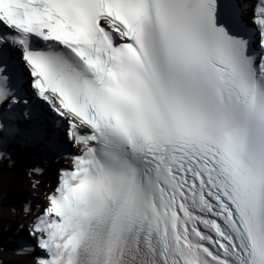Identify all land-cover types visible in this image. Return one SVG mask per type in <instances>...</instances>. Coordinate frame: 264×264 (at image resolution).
<instances>
[{
	"label": "bare ground",
	"instance_id": "1",
	"mask_svg": "<svg viewBox=\"0 0 264 264\" xmlns=\"http://www.w3.org/2000/svg\"><path fill=\"white\" fill-rule=\"evenodd\" d=\"M12 45H16V42H12ZM115 49H119L118 47H116L115 46ZM43 55H44V58L46 59V60H49L50 58H48L47 56H46V54H45V52H41ZM53 59V63H55V64H60V62H58L54 57L52 58ZM72 66H74V64L72 63ZM63 125V127L64 128H66V126L64 125V124H62ZM106 138V137H105ZM40 147V146H39ZM6 149L8 150V148L6 147ZM47 150H45L44 149V154L45 155H47V153H51L50 151H48V152H46ZM50 155H54V156H56V157H58L56 154H50ZM1 164L2 163H0V194L2 193V192H6V190L7 189H9V188H11L12 189V193H14L15 192V194H17L16 192H18V194H24V196L25 195H27V196H31V189L30 188H28V190H27V192L25 193V192H20L19 193V190H22V189H27V185H28V183H27V181H28V179H27V177L26 176H24V175H22V174H17V171H16V178H17V180L19 181L18 182V184L17 185H12L11 183H10V178H9V175L8 174H5V173H7V172H12V171H15L18 167H16V166H11V168H10V170L9 169H6L5 171H2L1 170ZM4 173V174H3ZM2 206V201H1V199H0V218L3 216V212H2V210H1V207ZM9 233H12V232H9ZM32 241H33V239H32ZM26 244L28 245V246H32L33 245V243H31V242H26ZM25 259H27V261H29V257H25Z\"/></svg>",
	"mask_w": 264,
	"mask_h": 264
},
{
	"label": "rangeland",
	"instance_id": "2",
	"mask_svg": "<svg viewBox=\"0 0 264 264\" xmlns=\"http://www.w3.org/2000/svg\"><path fill=\"white\" fill-rule=\"evenodd\" d=\"M5 194L7 195V192H6ZM5 200H6V198L3 196V197H2V201L5 202Z\"/></svg>",
	"mask_w": 264,
	"mask_h": 264
}]
</instances>
